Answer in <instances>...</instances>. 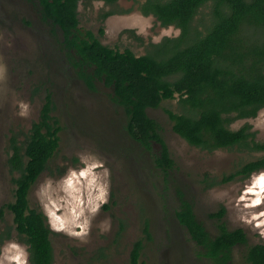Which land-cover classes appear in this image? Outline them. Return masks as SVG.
<instances>
[{"label": "rangeland", "instance_id": "rangeland-1", "mask_svg": "<svg viewBox=\"0 0 264 264\" xmlns=\"http://www.w3.org/2000/svg\"><path fill=\"white\" fill-rule=\"evenodd\" d=\"M145 1H81L80 27L114 49L148 54L152 43L178 37L181 29L144 14ZM111 10L115 13L104 20L103 14ZM209 12L208 5L201 8L195 24L204 29ZM59 37L33 2L0 0V211L5 213L0 234L12 232L0 247V264H30L28 245L6 207L15 200L17 177L8 163L10 141L25 140L40 118L48 91L62 126L60 148L33 185L29 200L32 208L45 213L54 231L55 264H129L139 240L145 264H214L202 256V248L176 217L180 192L214 237L219 234L218 219L211 215L226 209L227 227L241 228L248 237L247 244L234 249L231 264H249L248 249L264 244V187L259 185L264 170L250 177L237 172L261 153L238 147L209 152L190 145L174 131L167 113L183 109L178 99L168 100L148 110L162 126L175 161L169 174L164 173L155 163L161 146L155 144L152 153L131 138L127 114L113 102V91L102 83L97 92L90 91L67 60ZM246 123L253 126L257 140L264 141V109L231 128Z\"/></svg>", "mask_w": 264, "mask_h": 264}, {"label": "trees", "instance_id": "trees-1", "mask_svg": "<svg viewBox=\"0 0 264 264\" xmlns=\"http://www.w3.org/2000/svg\"><path fill=\"white\" fill-rule=\"evenodd\" d=\"M28 1L38 6L53 33L61 34L59 44L86 86L93 92L98 91V83L112 89V100L127 114L126 130L131 138L152 153L155 144L161 146L155 163L164 173L169 174L175 161L162 126L148 110L177 96L182 112L167 113L174 131L190 145L209 152L238 147L264 153V142L257 140L250 123L238 130L231 128L235 121L256 118L264 109V0H146L141 7L144 14L156 16L163 26L180 28L181 34L152 43V50L140 56L130 49L105 45L92 31L80 27L81 1L115 5L120 0ZM207 5L210 18L202 29L195 24L196 16ZM114 13L106 12L103 19ZM55 108L53 94L48 91L40 118L25 140L12 137L10 141L8 163L17 177L15 200L6 207L14 215L15 230L28 245L30 264H55L54 231L45 213L32 208L29 200L33 185L60 148L62 126ZM263 170L264 155L246 163L237 174L250 177ZM180 201L176 217L202 248V256L214 264H231L234 249L248 242L246 232L229 229L223 221L226 209L221 208L211 215L218 219L219 234L214 237L182 192ZM4 215L1 210L0 223ZM5 234H0V247L12 237L10 230ZM142 249L139 240L129 264H145ZM246 259L249 264H264V244L251 246Z\"/></svg>", "mask_w": 264, "mask_h": 264}, {"label": "flooded vegetation", "instance_id": "flooded-vegetation-1", "mask_svg": "<svg viewBox=\"0 0 264 264\" xmlns=\"http://www.w3.org/2000/svg\"><path fill=\"white\" fill-rule=\"evenodd\" d=\"M106 45V44H105ZM111 47V46H110ZM116 49V48H115ZM122 51V50H121ZM124 51V50H123ZM64 52V54L66 55V57H67V54H66V52L65 51H63ZM67 60H68V57H67ZM69 61V60H68ZM70 63V62H69ZM71 65V64H70ZM72 66V65H71ZM89 89V88H88ZM90 90V89H89ZM112 90V89H111ZM91 91V90H90ZM93 92V91H92ZM178 97V101H179V96H177ZM174 100H176V99H174ZM173 101V100H172ZM114 102V101H113ZM115 103V102H114ZM116 104V103H115ZM264 142V141H263ZM264 155V153H261V156H263Z\"/></svg>", "mask_w": 264, "mask_h": 264}, {"label": "bare ground", "instance_id": "bare-ground-1", "mask_svg": "<svg viewBox=\"0 0 264 264\" xmlns=\"http://www.w3.org/2000/svg\"><path fill=\"white\" fill-rule=\"evenodd\" d=\"M263 179V180H262ZM261 181L259 182V183H261V184H259V185H261V187L263 188L264 187V185H262L263 183H264V177L263 178H261L260 179ZM259 188H260V186H259ZM248 193H250V192H248ZM263 193H264V191H263Z\"/></svg>", "mask_w": 264, "mask_h": 264}]
</instances>
